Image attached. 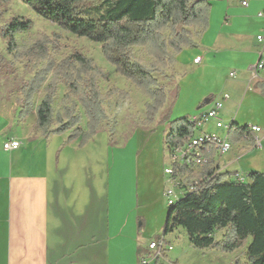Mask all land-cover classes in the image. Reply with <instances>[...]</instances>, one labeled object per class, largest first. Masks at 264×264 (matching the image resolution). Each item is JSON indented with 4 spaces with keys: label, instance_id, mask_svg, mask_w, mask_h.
Masks as SVG:
<instances>
[{
    "label": "crops",
    "instance_id": "0c3cea01",
    "mask_svg": "<svg viewBox=\"0 0 264 264\" xmlns=\"http://www.w3.org/2000/svg\"><path fill=\"white\" fill-rule=\"evenodd\" d=\"M209 3L207 29L196 46L177 55L171 68L176 75L184 73L172 109L190 116L227 92L230 98L224 103L222 119L240 126L257 125L261 131L246 129L241 140L231 141L232 150L226 156L213 157V166L219 163L222 170L264 172V94L257 87L264 81V67L254 70L261 47L257 36L264 34V0ZM197 56H201L199 63L194 62ZM231 71L236 74L230 76ZM29 117L18 119L16 102L0 107V264H142L151 254L148 245L144 253L141 244L151 236L146 211L154 212L155 203L165 195L161 143L155 153L148 147L141 151L157 154V161L148 158L142 164L138 155L130 178L120 169L126 165L118 166L115 158L108 161L105 174L101 169L99 174L95 170L86 176L77 172L74 161L59 160L55 165L48 159L38 162L35 170L34 158L28 157L30 144L24 143L17 128L31 135L36 115ZM207 130L224 133L214 123ZM10 139L19 140L20 146L5 149ZM257 139L262 147H255ZM112 180L121 189L119 196ZM125 182L130 190L124 193ZM128 201L136 202L137 212H128L124 206ZM142 213L145 227L138 233L135 215L138 218ZM159 216L163 218L162 211ZM162 223L158 220L157 226ZM160 227L151 231L158 232Z\"/></svg>",
    "mask_w": 264,
    "mask_h": 264
},
{
    "label": "trees",
    "instance_id": "16d2710c",
    "mask_svg": "<svg viewBox=\"0 0 264 264\" xmlns=\"http://www.w3.org/2000/svg\"><path fill=\"white\" fill-rule=\"evenodd\" d=\"M12 0H0L2 11ZM43 19L56 24L63 31L101 44L102 53L119 73L138 88L149 101L142 128L167 122L178 96L175 81L164 84L155 76L171 69L177 55L185 48L194 47L208 27L209 0H23ZM33 21L25 16L9 17L0 25V38L7 45L8 59L0 52V73L13 74L15 62L26 59L41 66L27 80L17 86L18 119L26 120L35 113L34 131L48 137L70 131V139L80 138L85 143L102 130L114 135L115 126L104 127L108 116L101 80L107 79L104 70L82 51L73 49L57 60L62 48L61 34L53 38L41 34L28 47L21 48L16 35L29 31ZM140 48L151 58L146 63L135 56ZM51 74V79L48 76ZM65 86L60 110L54 103L60 86ZM264 94V81L257 83ZM173 89V101L165 114L157 119ZM42 97L36 104V95ZM113 92L125 94L113 89ZM81 108L83 113L79 112ZM86 125L82 127V117ZM164 137L166 149L182 144L193 136L195 125L189 117L168 121ZM247 126L235 122L229 129L232 142L242 139ZM254 139V138H253ZM214 152L208 154V165L201 189L183 194L168 205L163 234L183 227L190 243L197 248H218L231 252L243 246L249 264H264V172L222 170L219 163L213 167ZM193 171L182 169V173ZM242 173L244 180L235 175ZM200 183V177L195 181ZM216 232H222L217 239Z\"/></svg>",
    "mask_w": 264,
    "mask_h": 264
},
{
    "label": "rangeland",
    "instance_id": "374dc122",
    "mask_svg": "<svg viewBox=\"0 0 264 264\" xmlns=\"http://www.w3.org/2000/svg\"><path fill=\"white\" fill-rule=\"evenodd\" d=\"M96 5L99 1H94ZM4 9L0 10V25L4 24L5 21L12 16H25L32 19V28L24 33L16 35L17 42L21 48L28 47L35 40V38L41 34H45L50 38L54 37V34H61L60 43L62 48L56 55L57 60H61L70 54L73 49L82 51L87 57L95 61L106 73L107 79L101 80V90L104 93L105 108L108 119L104 123L105 128H109L112 125L115 126L114 135L111 136L107 130H102L97 133L93 138L81 143L80 138L70 139V131H65L59 134H53L48 137L41 135L34 131L31 135H25V132L18 125V134L23 138L25 144L29 143L28 157L34 158V169H39L38 162L44 163L46 159L51 164H58L61 160L64 163L74 161L78 163L77 172L83 173L86 176L94 174L97 170L98 174L101 169L102 173H107V163L115 158L118 166L121 163L126 165L123 170L124 177L130 178L132 175V162L136 163L138 155L145 147L151 148L152 151L157 152L161 143L163 157H162V175L164 186L166 180L164 176L165 167L169 166L170 160L167 153V149L164 145L163 137L168 130V121H175L179 118L188 117L187 115H178L172 108L169 113V120L165 123H157L151 125V128H142V122L146 118V104L149 99L127 80L123 75L119 73L117 68L107 61L102 53L101 44L93 42L86 37H78L74 34L63 31L59 26L51 23L42 17H40L32 8L24 3L23 0H12L8 3ZM0 52L4 54L8 59L13 60V57L7 52L6 43L0 38ZM135 56L142 61L148 63L151 58L142 52L140 48H135ZM16 70L9 76H4L0 73V107L7 106L16 102L18 93L17 86L21 81L29 79L35 71L41 66V63L30 62L26 59H20L15 62ZM182 74H177L171 69H167L163 72H158L155 76L159 82L168 84L173 82L176 78V82L182 78ZM51 74L48 76V82L51 79ZM173 79V81H172ZM113 89L124 91L125 94L119 92H113ZM65 86L61 85L56 101L54 103L55 111L60 110L62 106V97L65 93ZM174 90L171 89L168 94V100L164 108L160 111L157 119L163 116L173 101ZM42 97V91L36 95V104L39 103ZM79 112L83 113L82 109H78ZM30 118V117H28ZM26 119V121L28 120ZM82 127L86 125V118L83 115ZM23 128V127H22ZM140 130L142 133H138ZM150 152L152 155L146 157V154ZM140 155L139 159L142 160V164H146L148 158H154L157 161V154L148 151ZM214 157V156H213ZM144 159V160H143ZM214 165V164H212ZM215 167V166H213ZM236 165H232L230 168H234ZM238 167V166H237ZM251 167H257L253 164ZM144 169V168H143ZM242 171V170H240ZM202 174V170L189 171L186 175L188 178H197ZM244 174H247L244 172ZM112 186H116L117 196L120 195L121 189L118 188V184L115 180H112ZM130 190V185L123 184V192ZM127 198H125L126 200ZM128 200V199H127ZM126 202V201H125ZM128 212H137V204L131 205L128 201L127 204ZM135 206L136 208H133ZM140 208V207H139ZM144 211L145 207H141ZM154 212L147 210L148 213V227L151 230H155L160 227L157 226V221L163 222L160 230L147 231L148 235H151L149 239L144 240L142 244L143 252L147 251V245L151 240L159 241L164 232L165 222L168 212V204L165 195H163L162 201L156 202L154 205ZM162 211L163 218H160L159 212ZM143 213L136 219L137 232L144 231L145 219L142 216ZM218 240L222 239V232H216L214 235ZM166 243L172 244L173 248L166 251L168 262L171 264H249L248 257L246 254L247 244L250 239L246 240L245 244L238 249L227 252L218 248H197L194 247L187 236V233L183 227L176 228L173 232L165 236ZM166 264L163 259L160 260Z\"/></svg>",
    "mask_w": 264,
    "mask_h": 264
},
{
    "label": "built area",
    "instance_id": "2783aa9c",
    "mask_svg": "<svg viewBox=\"0 0 264 264\" xmlns=\"http://www.w3.org/2000/svg\"><path fill=\"white\" fill-rule=\"evenodd\" d=\"M244 4L246 3L243 2ZM259 14H263L262 12ZM257 40L260 42L261 47L259 50V58L254 66V70L257 71L264 67V34L257 36ZM201 61V56H197L194 59L195 63ZM235 71L230 72V76H234ZM230 98L227 92H221L218 98L214 99L213 104L204 110H200L195 114L188 117H193L196 120V128H194L193 136L187 139L182 144L177 146H171L167 148L170 164L164 169V176L166 180L165 197L167 204H174L183 194L187 192H194L201 189L202 182L206 179H200V183H191L183 180L182 169H188V167L205 166L203 161V154L205 149L210 147H217V155L220 158L226 156L232 148V144L227 135H221L214 132L207 131L208 124L213 122L217 128H222L225 131L231 127V122L225 123L221 118V111L224 108V103ZM255 129L261 131V127L257 125ZM21 142L17 139H10L4 143L5 149H16L20 146ZM257 147H262V142L257 139ZM235 177L238 180H244L245 176L242 173H237ZM172 245H168L163 239L156 241L153 240L149 243V249L151 250V258L149 260H143L144 263H151L155 260L160 261L163 259L166 264H170L167 259L166 251L171 250ZM161 262V261H160ZM164 264V263H163ZM172 264V263H171Z\"/></svg>",
    "mask_w": 264,
    "mask_h": 264
},
{
    "label": "bare ground",
    "instance_id": "6f19581e",
    "mask_svg": "<svg viewBox=\"0 0 264 264\" xmlns=\"http://www.w3.org/2000/svg\"><path fill=\"white\" fill-rule=\"evenodd\" d=\"M221 118H222V116H221ZM189 120H190V122H192V123H194V125H195V128H196V120H194V118L193 117H189ZM225 122V121H224ZM211 123H213V122H211ZM210 123V124H211ZM225 123H228V122H225ZM232 121H231V125H232ZM209 126V124L207 125V127ZM207 127H206V129H207ZM216 127V126H215ZM217 128V127H216ZM251 129L252 131H255V132H259V129H255V126H249L248 125V127H247V129ZM219 129H222V128H219ZM229 129H230V127L225 131L224 129V133L223 134H221V135H227L228 136V139H229V141L231 142V140H230V138H229ZM208 131V130H207ZM231 144H232V142H231ZM255 147H257L256 146V144H255ZM231 150H232V148H231ZM230 150V151H231ZM229 151V152H230ZM212 152H214V155L213 156H220V155H217V147H210V148H206L205 149V154H203V161H205V166H195V167H188V169H191V170H193V172H194V170H202V174L199 176L200 177V179H205L206 177H207V175L208 174H205V167L208 165V160H209V157H208V154H210V153H212ZM188 172H184V173H182V176H183V180H186L187 182H191V183H196L195 181L196 180H198V177L197 178H188V176L186 175ZM161 239H163L164 240V242L166 243V239H165V234H163V236H162V238ZM160 239V240H161ZM153 241V240H152ZM151 242V241H150ZM149 242V243H150ZM166 244H168V243H166ZM169 245H172V244H169ZM173 247V246H172ZM148 248H149V244H148ZM150 250V249H149ZM150 252H151V250H150ZM151 254H152V252H151ZM151 254L148 256V257H145V258H143L142 259V264H163L162 262H160V261H157V260H155L154 262H151V263H144L143 262V260H149L150 258H151Z\"/></svg>",
    "mask_w": 264,
    "mask_h": 264
}]
</instances>
